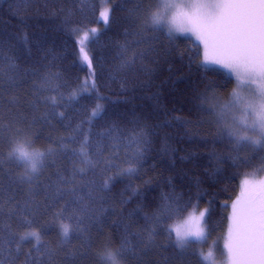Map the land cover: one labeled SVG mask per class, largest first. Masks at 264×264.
Returning <instances> with one entry per match:
<instances>
[{"label": "trees", "instance_id": "obj_1", "mask_svg": "<svg viewBox=\"0 0 264 264\" xmlns=\"http://www.w3.org/2000/svg\"><path fill=\"white\" fill-rule=\"evenodd\" d=\"M156 6V0H0V158L4 162L0 189L4 199L13 192L21 205L27 199L28 185L14 183L23 175V167L8 159L13 141L28 139L29 147L46 153L41 171L33 174V184L38 179L47 183L58 171L70 175L74 167H82L78 158L73 161L70 157L85 134L94 160L113 157L110 171L102 163L87 173L98 184L106 176L112 177L96 205L105 211L97 212L92 220L85 218L84 231L70 233V242L51 264H104L97 254L105 251V245H119L126 226L132 233L151 227L165 197L185 209L181 218H187L193 208L196 214L207 209V239L180 252L164 231L176 222L170 220L157 226L152 252L142 258L129 257L127 264H206L199 254L220 246L228 224L227 206L237 197L240 181L264 167V154L257 153L242 152L245 163H234L232 146L217 137L212 113L215 106L228 102L236 80L205 66L200 47L191 40L182 36L169 40L166 32L146 28L144 21ZM104 7L110 18L100 26ZM78 26L81 32L100 27L85 47L91 68L81 58L78 33L73 31ZM150 44L151 55L136 58L130 67H120ZM49 76L52 79L45 82ZM85 81L87 90L83 89ZM74 90L76 99L71 98ZM52 96L57 97L55 117L48 116L53 105L46 98ZM13 97L16 103H11ZM97 104L102 111L89 125ZM112 128L116 129L114 135L121 136L118 156L112 152V139L101 135ZM140 129L147 134L148 144L138 163L132 165L134 172L117 174V167H129L125 156L131 157L135 151L123 145ZM72 136L75 140L69 141ZM61 140L69 141L67 149L60 147ZM97 145L101 146L99 152ZM49 147L55 149L54 154H47ZM37 199L41 211L29 218L41 232L42 244L55 248L60 237L52 217L63 201L45 210L51 202H45L43 190ZM6 224L13 231H23L19 217L9 219L7 205L0 215V225ZM132 240L135 244V236ZM89 241L93 244L90 251ZM34 243L25 241L22 253L34 252ZM70 250L88 251V255L69 262L64 253ZM34 255L49 264L45 257ZM219 255L218 248L216 257ZM25 259L21 254L15 264H23Z\"/></svg>", "mask_w": 264, "mask_h": 264}, {"label": "snow or ice", "instance_id": "obj_2", "mask_svg": "<svg viewBox=\"0 0 264 264\" xmlns=\"http://www.w3.org/2000/svg\"><path fill=\"white\" fill-rule=\"evenodd\" d=\"M100 16L108 23L110 11L105 9L101 11ZM144 25L152 31L166 32L169 40L177 35L194 36L203 45L202 63L226 69L235 78L237 87L230 99L227 103L215 106L212 113L217 125V137L232 146L234 163H245L240 157L242 152L264 154V0H159L157 10H149ZM73 31L80 33L81 26L73 28ZM96 33V28L83 30L78 43L83 45L89 34L95 37ZM123 50L128 51L127 48ZM153 51L150 44L149 48L137 53L131 62L125 60L120 67H130L136 58L143 59ZM80 54L82 60L91 68L92 61L83 46L80 47ZM10 67L15 68V65L11 64ZM50 79L51 76L45 77V82ZM71 98H78L75 90ZM46 99L53 105L48 116L55 117L57 97ZM11 103H16L15 97ZM101 111V106L97 104L88 118L89 125ZM59 116L63 118L64 113L60 112ZM76 130L79 131L80 127ZM115 131L116 129L112 128L101 135L112 139V152L114 156H118L122 142L119 134H113ZM20 134L21 130L18 128L16 135ZM74 140L75 136L69 138V141ZM69 141L61 140L60 147L67 149ZM30 143L28 139L13 141L14 146L8 153L9 160L22 163L26 168L25 174L19 176L18 181L14 183L27 184L28 191L25 193L27 199L21 205L15 192L10 193L5 200L3 189H0V215H3L7 205L9 219L19 217L24 226L23 231H13L11 224L0 225V264H15L21 254L26 257L23 264H45L44 260H37L34 253L45 257L51 264L52 258L63 251L64 246L70 242V233L78 234L84 231L81 224L85 218L92 220L97 212L105 211L102 205L99 208L96 205L103 199L100 193L109 188L112 177L106 176L98 184L89 178L87 173L102 163L110 171L114 167L113 157L94 160L89 150V137L85 134L79 148L73 149L70 157L73 161L78 158L82 167H74L70 175L58 171L54 179L51 176L48 178L47 183L38 179L33 184L31 174L41 171L46 153L39 150L30 151ZM147 144V134L144 130L134 131L123 145L129 150L135 149L131 157L125 156L129 167H117L116 173L131 175L134 172L132 165L138 163ZM100 148L101 146L97 145L98 152ZM54 152L52 147L47 150L50 155ZM261 163L264 165V160ZM3 166V159L0 158V170ZM260 171H264V167L251 173V180L246 178L242 181L241 193L231 206L228 236L224 245L228 264H264V178H255ZM41 190L44 192L45 202H51L45 210L63 201V206L52 217L53 224L58 225L60 237L55 248L42 244V234L33 228L34 221L29 218L41 211V202L37 199ZM184 210L165 197V202L152 217L151 227H146L140 233H132L126 226L119 245L113 247L111 242L106 244L105 251L97 254L99 259L104 264H127L129 257L136 259L147 256L156 247L157 226L170 220L176 222L168 224L164 231L175 249L184 252L193 242L205 241L207 234L204 218L208 210L204 209L197 215L196 209L193 208L187 218H181ZM133 236L136 238L135 244ZM25 241H35L34 252L30 250L22 253ZM92 247L93 244L89 241L88 251ZM88 251L70 250L64 255L71 262L76 258H86ZM5 254L7 259L4 258ZM199 255L206 264H217L214 248H210L207 253L200 252Z\"/></svg>", "mask_w": 264, "mask_h": 264}, {"label": "rangeland", "instance_id": "obj_3", "mask_svg": "<svg viewBox=\"0 0 264 264\" xmlns=\"http://www.w3.org/2000/svg\"><path fill=\"white\" fill-rule=\"evenodd\" d=\"M156 1H157V6H156V9H155V10H157L159 0H156ZM105 9L108 10L107 7H104L102 11H104ZM99 23H100V26H105V25H106V23L104 22V20H103L102 18H100V22H99ZM95 28H96L97 31H98L100 27H95ZM82 35H83V31L77 34V37H76L77 41H79V40L81 39ZM177 36L185 37V38L191 40L194 44L198 45V46L200 47V49H201V59H202V61H203V58H204V49H203V45L200 44L199 41H197L196 38H195L194 36H190V35H177ZM92 37H93V36H92L91 34H89L88 39L84 41L83 45H81L80 43H79V45H80V46H83V47L85 48L86 45H87V43H88V41H89L90 39H92ZM205 66H206V65H205ZM207 66H209V67H215V68H217V69H220V70L224 71L226 74H228L229 76H231L233 79H235V78H234V77H233V76H232V75H231L226 69L220 68L219 66H215V65H207ZM86 84H87V87H85ZM253 87H255V86L253 85ZM83 89H84V90H87V89H88V83H87V81L84 82ZM235 89H236V88H235ZM233 90H234V89H233ZM233 90L231 91V93L233 92ZM21 141H23V140H21ZM13 146H14V144L10 146V148H9L10 151H11V149L13 148ZM29 150H30V151H35V150L32 149L31 147H29ZM21 165H22V167H23V175H24L25 172H26L27 170H26V168L23 166L22 163H21ZM262 174H263V175H262ZM31 175H33V174H31ZM260 176H262V177H260ZM258 177H259V178H257V176H256L255 178H256V179L264 178V171H261V174H260ZM246 178L251 180L253 177H252V176L244 177V178L240 181V183H239V193H238L237 197H238V196L240 195V193H241V185H242V181H243L244 179H246ZM237 197H236V198H233V199L228 203V206H227V209H228V224H227V228H226V231H225L224 238L221 240V243H220V246H219V247H218V245L215 246V247H212V248H214L215 256H217L218 248H219V254H220V255L217 257V264H228V261H227V258H226V250H225V248H224V245H225V243H226V241H227V236H228V230H229V217L231 216V213H232V208H231V206H232L233 202L237 199ZM202 211H203V210H202ZM198 214H199V213H198ZM198 214H197V215H198ZM209 249H210V248H209ZM209 249L206 250V253L209 251ZM222 253H223L224 255H222Z\"/></svg>", "mask_w": 264, "mask_h": 264}]
</instances>
